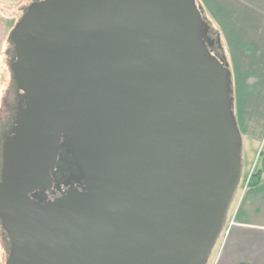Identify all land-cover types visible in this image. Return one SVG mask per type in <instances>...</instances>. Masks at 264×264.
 Here are the masks:
<instances>
[{
  "label": "water",
  "instance_id": "water-1",
  "mask_svg": "<svg viewBox=\"0 0 264 264\" xmlns=\"http://www.w3.org/2000/svg\"><path fill=\"white\" fill-rule=\"evenodd\" d=\"M196 0H37L12 27L5 264H207L243 170ZM77 169L48 198L59 156Z\"/></svg>",
  "mask_w": 264,
  "mask_h": 264
},
{
  "label": "crops",
  "instance_id": "crops-1",
  "mask_svg": "<svg viewBox=\"0 0 264 264\" xmlns=\"http://www.w3.org/2000/svg\"><path fill=\"white\" fill-rule=\"evenodd\" d=\"M18 1L0 0V50L5 45L8 27L15 20L11 13L3 14L1 9L9 10ZM215 1L212 0L213 6ZM236 2L228 5L225 13L233 111L243 148L247 143L254 151L260 150L264 159V0ZM211 16L210 24L216 29ZM3 75L0 69V83ZM2 94L0 90V99ZM234 200L228 212L232 225L221 245L217 264H264V170L259 182L247 187L236 204Z\"/></svg>",
  "mask_w": 264,
  "mask_h": 264
},
{
  "label": "rangeland",
  "instance_id": "rangeland-1",
  "mask_svg": "<svg viewBox=\"0 0 264 264\" xmlns=\"http://www.w3.org/2000/svg\"><path fill=\"white\" fill-rule=\"evenodd\" d=\"M13 1H15V0H13ZM33 1L34 0H19L18 4L14 5L13 8H10L9 10L1 9V12L3 14L4 13L6 14L7 12H9V14L11 13L12 16L15 17L14 21H17L19 19V17L22 15V13L24 12V9ZM213 1H215V0H213ZM240 1H242V0H240ZM259 1L260 0H257V3H259ZM197 2L201 5L202 10H203V12H204V14H205V16L209 22H210L209 16L212 15L211 16L212 17L211 18L212 23L217 27L216 29L214 27L213 28L215 30H217L218 33L220 34L219 40H220V38L222 39L219 42L220 45L218 47V50L221 52V55L225 56V58H226V55H227V25H228L227 16L225 15L226 7L228 5H234V3H237L236 0H216L214 3V6H213L212 0H197ZM8 28L9 29H8V34H6L5 45H3L1 47V50H0V69L2 70V73L4 74L3 75V81H2V83H0V90L3 92L2 99H0V102H1V104H0V122H1L2 118H3V120L5 119V123L7 126L6 130H5L6 134L3 136L2 139L0 137L1 147H2V141H3L4 137L7 135V133L10 130L9 120L6 118L9 115V109L10 108L15 109L17 102L21 101V98L19 100H17V98L15 97L16 95L14 94L15 91L12 90V83H13L14 79H13V76L11 74L10 67H9L10 57L7 53V49L9 47L10 48L12 47V49H13V45H11V43L8 40L9 31L12 29V27L11 28L8 27ZM211 33H212V31L210 32V35H211ZM214 34L215 33H213V37L215 36ZM215 48H217V47L215 46ZM14 97L16 99H14ZM19 104H20V102H19ZM18 107L19 106L17 105V109H18ZM258 153H260V150L254 151L252 148H249L247 146V143L244 145V148L242 150L243 170H242V174H241L239 187H238L236 196L234 198L235 199L234 204H236L238 198L246 191V188L251 187V185H245L249 175L252 174L253 172H255V170L259 169L261 166L262 156H260V154L258 155ZM1 154H2V150L0 152V169H1ZM244 186H245V188H244ZM243 188H244V191L242 193ZM233 207L234 206H232V209H233ZM228 225H229V216H228L224 231L220 235L216 245L214 246V248L212 249V251L210 253L207 264H217V262L220 258V255H221L223 242L225 241V238H227L224 235H225V231H226ZM7 240H8V237H7L6 233L4 232V230L2 229L1 224H0V261H1L0 264L1 263L5 264V261L7 258V248H6ZM1 258H2V260H1Z\"/></svg>",
  "mask_w": 264,
  "mask_h": 264
},
{
  "label": "trees",
  "instance_id": "trees-1",
  "mask_svg": "<svg viewBox=\"0 0 264 264\" xmlns=\"http://www.w3.org/2000/svg\"><path fill=\"white\" fill-rule=\"evenodd\" d=\"M34 1H36V0H34ZM26 9V8H25ZM25 9H24V11H25ZM15 22L16 21H12V23H11V25H10V28L11 27H13L14 26V24H15ZM209 22V21H208ZM209 24H210V22H209ZM210 26H211V31H212V33H211V36H212V38H213V40H214V43L216 44H214L217 48V50H218V47H219V45H220V40H219V36H218V32L212 27V25L210 24ZM11 31V30H10ZM10 31H9V34H10ZM213 33H215L214 35V37H213ZM8 40H9V36H8ZM9 42H10V40H9ZM11 43V42H10ZM10 45V44H9ZM11 45H12V43H11ZM7 53H8V55H9V57H10V61H9V67H10V64H11V62H12V60L14 59V53H13V49H12V47L10 48H8L7 49ZM218 56H220L222 59H224L225 61H227V58H225V56H222L221 55V52L218 50ZM12 90L13 91H15V97L17 98V100H19L20 98H21V96H20V93L18 92V89H17V86H16V83H15V81H13V83H12ZM16 92H18V94L16 93ZM14 97V99H16ZM15 110L14 109H9V115L6 117L8 120H9V125H10V127L12 126V124H13V119H14V116H15ZM0 137H1V139L3 138V136L6 134V132H5V130H6V123H5V119L3 120V118L1 119V122H0ZM5 132V133H4ZM1 143V142H0ZM0 152H1V144H0ZM260 156H262V153H260ZM74 168H76L75 167V165H74V163H73V161H72V158H71V156L69 155H66L64 152L59 156V159H58V161H57V163H56V165H55V169L54 170H56L57 169V172H66L65 174H64V178L65 177H67V175H69V173H70V171L71 170H73ZM264 170V159L262 158V161H261V166H260V168L259 169H257V170H255V172H253L251 175H250V177H249V179H248V181H247V185H251V186H253V185H255V184H257L258 182H259V180H260V176H261V173H262V171ZM6 248H7V253H8V249H9V241L7 240V242H6Z\"/></svg>",
  "mask_w": 264,
  "mask_h": 264
},
{
  "label": "flooded vegetation",
  "instance_id": "flooded-vegetation-1",
  "mask_svg": "<svg viewBox=\"0 0 264 264\" xmlns=\"http://www.w3.org/2000/svg\"><path fill=\"white\" fill-rule=\"evenodd\" d=\"M210 38L213 40V38H212V36L210 35ZM211 49L218 55V50L215 48V45H214V40H213V44L211 45ZM17 94H18V92H16ZM19 102H20V104H19ZM17 105L20 107L21 105H22V103H21V101H18L17 102ZM17 105H16V108L14 109L15 111H17ZM18 107V108H19ZM16 113V112H15ZM14 120V119H13ZM13 125V124H12ZM12 127V126H11ZM11 127H10V129H11ZM9 132H10V130H9ZM8 132V133H9ZM7 133V134H8ZM65 153V152H64ZM66 154V153H65ZM66 155H68L69 156V154H66ZM59 159V158H58ZM56 165V164H55ZM55 169V166H54V168H53V170H52V173H51V175H52V177H53V181H54V185L55 186H53L52 187V189L50 190V191H48L47 192V196H48V198H52V197H54V196H57L58 194H59V190H61V189H64V187H63V182L67 179V178H69L70 176H72V175H76L77 174V169L76 168H74L73 170H71L70 171V173H69V175H67V177H65L64 178V174L66 173V172H57V169L56 170H54Z\"/></svg>",
  "mask_w": 264,
  "mask_h": 264
},
{
  "label": "built area",
  "instance_id": "built-area-1",
  "mask_svg": "<svg viewBox=\"0 0 264 264\" xmlns=\"http://www.w3.org/2000/svg\"><path fill=\"white\" fill-rule=\"evenodd\" d=\"M249 177H250V175H249ZM249 177H248V178H249ZM231 225H232V222L230 221V222H229V225H228V227H227V229H226V231H225V235H224V236H226V234L228 233L229 227H230Z\"/></svg>",
  "mask_w": 264,
  "mask_h": 264
}]
</instances>
